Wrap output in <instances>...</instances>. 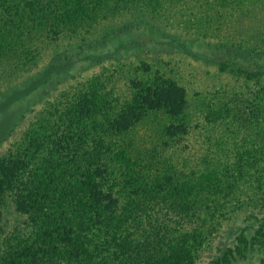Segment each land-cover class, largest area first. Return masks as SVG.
I'll return each mask as SVG.
<instances>
[{
  "label": "rangeland",
  "instance_id": "1",
  "mask_svg": "<svg viewBox=\"0 0 264 264\" xmlns=\"http://www.w3.org/2000/svg\"><path fill=\"white\" fill-rule=\"evenodd\" d=\"M142 77L158 86L168 83L184 102L179 120L187 133L168 138L160 127L158 132L181 153L183 172L197 174L199 154L225 137L197 113L199 107L216 109L220 96L225 102L229 95H252L264 111V0H0V178L33 174V165L25 168L23 162L44 136L63 129L51 108L67 93L86 96L103 83L120 107L134 94L129 81ZM23 90L29 95L16 99ZM155 116V123L168 125L161 112ZM54 136L50 140L65 148L60 133ZM228 139L241 150L251 140ZM28 147L29 154H19ZM257 155L258 167H264V147ZM36 158L51 161L44 152ZM258 173L260 179L251 175L232 187L236 200L219 204L213 220L201 214L191 227L183 224L198 228L193 264H264V169ZM12 202L6 198L0 209V243L26 221ZM143 227L142 237L150 238Z\"/></svg>",
  "mask_w": 264,
  "mask_h": 264
},
{
  "label": "trees",
  "instance_id": "2",
  "mask_svg": "<svg viewBox=\"0 0 264 264\" xmlns=\"http://www.w3.org/2000/svg\"><path fill=\"white\" fill-rule=\"evenodd\" d=\"M129 83L134 94L120 107H114L112 89L103 83L100 91L87 92L93 97L81 96L80 90L67 93L51 108L65 123L63 129L44 136L38 152L23 162L25 168L33 165V174L18 172L6 181L1 176L0 209L9 198L26 221L13 226L0 243V264H193L200 247L198 228L183 224L191 227L201 214L213 220L219 204L236 200L232 187L240 180L260 179L256 172L264 167H258L257 153L264 147V111L255 97L234 94L222 102L220 96L216 109L199 107L197 113L225 137L204 148L202 166L190 175L178 162L181 153L158 132L160 127L168 138L187 133L188 126L179 120L184 102L168 83L158 86L143 77ZM160 112L167 126L154 122ZM38 120L44 123L41 116ZM139 127L149 134L139 135ZM239 130L244 141L251 139L243 150L228 139L240 136ZM59 133L63 149L50 140ZM28 149L19 154H29ZM42 152L49 164L36 158ZM118 194L122 203L117 208ZM143 225L150 238L142 237ZM163 247L168 254H161Z\"/></svg>",
  "mask_w": 264,
  "mask_h": 264
}]
</instances>
